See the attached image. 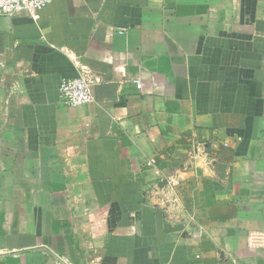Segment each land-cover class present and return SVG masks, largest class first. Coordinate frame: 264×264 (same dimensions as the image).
Masks as SVG:
<instances>
[{
  "label": "crops",
  "instance_id": "crops-1",
  "mask_svg": "<svg viewBox=\"0 0 264 264\" xmlns=\"http://www.w3.org/2000/svg\"><path fill=\"white\" fill-rule=\"evenodd\" d=\"M81 66L94 103L67 107ZM253 234L264 0H53L38 20L0 17V264H264Z\"/></svg>",
  "mask_w": 264,
  "mask_h": 264
},
{
  "label": "built area",
  "instance_id": "built-area-1",
  "mask_svg": "<svg viewBox=\"0 0 264 264\" xmlns=\"http://www.w3.org/2000/svg\"><path fill=\"white\" fill-rule=\"evenodd\" d=\"M53 0H0V17H18L26 15L34 20L40 18V12L50 5ZM99 79L86 67H80L79 74L75 78L63 80L60 87L61 102L71 108H77L94 103V86ZM141 88L140 85H138ZM155 165V161H151ZM178 185V179L170 177L167 186L169 190H174ZM170 210H177L176 200L173 199L167 207ZM201 232L197 234V238ZM251 241L259 246H264V235L253 234Z\"/></svg>",
  "mask_w": 264,
  "mask_h": 264
}]
</instances>
